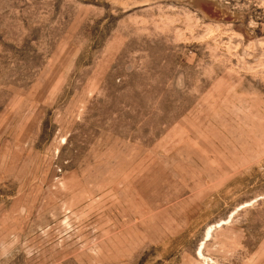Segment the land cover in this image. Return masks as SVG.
I'll list each match as a JSON object with an SVG mask.
<instances>
[{"label": "rangeland", "instance_id": "1", "mask_svg": "<svg viewBox=\"0 0 264 264\" xmlns=\"http://www.w3.org/2000/svg\"><path fill=\"white\" fill-rule=\"evenodd\" d=\"M0 264H264V0H0Z\"/></svg>", "mask_w": 264, "mask_h": 264}, {"label": "bare ground", "instance_id": "2", "mask_svg": "<svg viewBox=\"0 0 264 264\" xmlns=\"http://www.w3.org/2000/svg\"><path fill=\"white\" fill-rule=\"evenodd\" d=\"M222 223L224 224V222H220V223L216 224V226H219V225H221ZM210 231H211V229H209V232L207 233V236L210 235V233H211ZM207 236H206V237H207ZM200 255H201V252H200Z\"/></svg>", "mask_w": 264, "mask_h": 264}]
</instances>
